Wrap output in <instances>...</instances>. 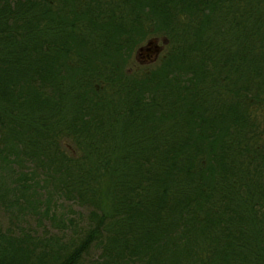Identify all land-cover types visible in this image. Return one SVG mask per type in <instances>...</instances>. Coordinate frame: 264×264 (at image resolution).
Returning a JSON list of instances; mask_svg holds the SVG:
<instances>
[{
	"label": "trees",
	"instance_id": "1",
	"mask_svg": "<svg viewBox=\"0 0 264 264\" xmlns=\"http://www.w3.org/2000/svg\"><path fill=\"white\" fill-rule=\"evenodd\" d=\"M263 118L264 0H0V264H264Z\"/></svg>",
	"mask_w": 264,
	"mask_h": 264
},
{
	"label": "rangeland",
	"instance_id": "2",
	"mask_svg": "<svg viewBox=\"0 0 264 264\" xmlns=\"http://www.w3.org/2000/svg\"><path fill=\"white\" fill-rule=\"evenodd\" d=\"M151 39V38H149ZM149 39H146L144 40L141 44H139L136 48H134V50L132 51L131 53V59L129 60V63H128V68L130 69H139L141 67H145V66H149L151 64H153L156 60H158L159 58L162 57L163 55V52H164V41L162 38L158 37L156 38V44L158 47H160V52L157 53V56H156V59L154 60H146V58H144V56H140L137 54V49L140 47V46H144L146 44V42L149 40ZM264 120V118H263ZM264 126V125H263ZM30 220V227H32L33 229H35L37 232H43L44 230L46 231H54L53 229H51L46 222H44L43 225H38L35 221L34 218H29ZM1 223L2 225L5 227L7 226V218L4 216V215H1Z\"/></svg>",
	"mask_w": 264,
	"mask_h": 264
},
{
	"label": "flooded vegetation",
	"instance_id": "3",
	"mask_svg": "<svg viewBox=\"0 0 264 264\" xmlns=\"http://www.w3.org/2000/svg\"><path fill=\"white\" fill-rule=\"evenodd\" d=\"M140 47H143V46H140ZM138 49H137L138 55L144 56V58H146V60H151V61L156 59L157 53L160 52V47L157 46L156 48H154L153 45L148 47L147 49L146 48H143L142 50H138Z\"/></svg>",
	"mask_w": 264,
	"mask_h": 264
},
{
	"label": "water",
	"instance_id": "4",
	"mask_svg": "<svg viewBox=\"0 0 264 264\" xmlns=\"http://www.w3.org/2000/svg\"><path fill=\"white\" fill-rule=\"evenodd\" d=\"M154 46V48H156L157 47V45H156V42H155V40L154 39H149L147 42H146V44L143 46V47H140L138 50H142L143 48H148V47H150V46Z\"/></svg>",
	"mask_w": 264,
	"mask_h": 264
}]
</instances>
